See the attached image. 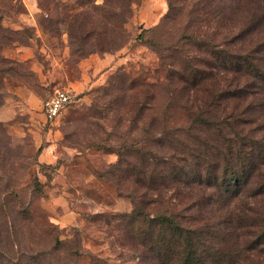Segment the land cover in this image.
Returning a JSON list of instances; mask_svg holds the SVG:
<instances>
[{"label": "rangeland", "instance_id": "374dc122", "mask_svg": "<svg viewBox=\"0 0 264 264\" xmlns=\"http://www.w3.org/2000/svg\"><path fill=\"white\" fill-rule=\"evenodd\" d=\"M57 91L72 102L50 120ZM217 105L257 165L215 197L218 264H264V0H0V264H155L130 239L128 172L148 178L147 153L180 152Z\"/></svg>", "mask_w": 264, "mask_h": 264}, {"label": "trees", "instance_id": "16d2710c", "mask_svg": "<svg viewBox=\"0 0 264 264\" xmlns=\"http://www.w3.org/2000/svg\"><path fill=\"white\" fill-rule=\"evenodd\" d=\"M215 58L218 62L224 60L221 54L219 59ZM236 67H231L229 71L240 72L241 68ZM222 68L227 71L226 66ZM220 74L221 71L217 70L210 76L206 74V79H203L204 73L201 72L199 84L195 79L193 87H198L202 81L217 79ZM181 80L187 82L188 78L181 76ZM211 86L216 88V81ZM235 91L238 97L243 96L244 90ZM226 92L218 93L216 104H220L218 100H222ZM185 104L188 106L189 100ZM209 104L208 108L214 105ZM218 107L213 108L211 118L197 117L192 122L191 127L195 126L188 128L185 133L188 137L180 141V152L169 157L147 153L150 155L148 166L152 170L148 178H140L142 172L138 166L128 172L138 177L133 194L143 211L139 220L125 216L135 224L129 232L132 235L130 239L142 247L146 246L145 257L153 252L158 258L155 264H218L222 263L218 261V255L228 256V251L222 252L220 248L231 241L232 235L228 231L231 228L224 229L229 222L212 217L211 211L219 204L216 198L230 197L240 191L238 188L244 183V174L247 173L248 155L251 156L248 163L251 168L257 165L251 148L247 155L243 154L242 140L236 137L234 131L233 135L228 133L229 126H232L230 116L222 115ZM192 129H195V134H191ZM155 206L161 207L159 214L145 211V208Z\"/></svg>", "mask_w": 264, "mask_h": 264}, {"label": "built area", "instance_id": "2783aa9c", "mask_svg": "<svg viewBox=\"0 0 264 264\" xmlns=\"http://www.w3.org/2000/svg\"><path fill=\"white\" fill-rule=\"evenodd\" d=\"M71 102L72 96L69 92L57 91L45 105L46 117L50 120L58 118Z\"/></svg>", "mask_w": 264, "mask_h": 264}]
</instances>
